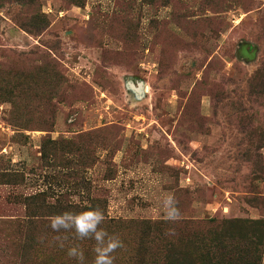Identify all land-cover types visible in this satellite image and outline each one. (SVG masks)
Returning a JSON list of instances; mask_svg holds the SVG:
<instances>
[{
  "label": "rangeland",
  "instance_id": "374dc122",
  "mask_svg": "<svg viewBox=\"0 0 264 264\" xmlns=\"http://www.w3.org/2000/svg\"><path fill=\"white\" fill-rule=\"evenodd\" d=\"M168 194L264 220V0H0V264H93L88 208L136 264Z\"/></svg>",
  "mask_w": 264,
  "mask_h": 264
},
{
  "label": "trees",
  "instance_id": "16d2710c",
  "mask_svg": "<svg viewBox=\"0 0 264 264\" xmlns=\"http://www.w3.org/2000/svg\"><path fill=\"white\" fill-rule=\"evenodd\" d=\"M30 197L26 200L30 199L33 207L40 211V206H34L37 197ZM53 205L49 204V208L55 209L56 206ZM67 207L72 208L69 205ZM153 226V233H158L159 240L152 248L141 246V256L134 258L136 264L260 263L264 244L263 219L177 220L159 222ZM250 226H255L258 233L249 232L247 229ZM132 259L127 264H133Z\"/></svg>",
  "mask_w": 264,
  "mask_h": 264
},
{
  "label": "clouds",
  "instance_id": "9594fccd",
  "mask_svg": "<svg viewBox=\"0 0 264 264\" xmlns=\"http://www.w3.org/2000/svg\"><path fill=\"white\" fill-rule=\"evenodd\" d=\"M178 201L174 194H168L162 200L164 218L168 221H176L181 217ZM105 215L100 209L88 208L79 213L64 211L50 218V227L56 231H73L77 238L92 239L95 241V257L93 264H114L113 253L123 247V241L117 235L109 234L101 227ZM63 247V244H61ZM68 256L76 259L78 264H84V252L78 246L68 249Z\"/></svg>",
  "mask_w": 264,
  "mask_h": 264
},
{
  "label": "water",
  "instance_id": "95a60500",
  "mask_svg": "<svg viewBox=\"0 0 264 264\" xmlns=\"http://www.w3.org/2000/svg\"><path fill=\"white\" fill-rule=\"evenodd\" d=\"M140 86H141V83L139 82V83H138V87H137V89H140Z\"/></svg>",
  "mask_w": 264,
  "mask_h": 264
}]
</instances>
